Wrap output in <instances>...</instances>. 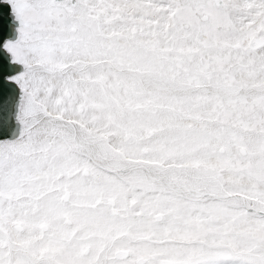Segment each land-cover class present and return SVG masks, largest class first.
Listing matches in <instances>:
<instances>
[{
    "label": "snow or ice",
    "instance_id": "6c2138e0",
    "mask_svg": "<svg viewBox=\"0 0 264 264\" xmlns=\"http://www.w3.org/2000/svg\"><path fill=\"white\" fill-rule=\"evenodd\" d=\"M0 264H264V0H0Z\"/></svg>",
    "mask_w": 264,
    "mask_h": 264
}]
</instances>
